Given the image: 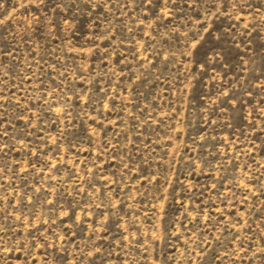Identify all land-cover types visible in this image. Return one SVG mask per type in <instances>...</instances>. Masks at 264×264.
<instances>
[{"label": "rangeland", "instance_id": "rangeland-1", "mask_svg": "<svg viewBox=\"0 0 264 264\" xmlns=\"http://www.w3.org/2000/svg\"><path fill=\"white\" fill-rule=\"evenodd\" d=\"M0 264H264V0H0Z\"/></svg>", "mask_w": 264, "mask_h": 264}]
</instances>
